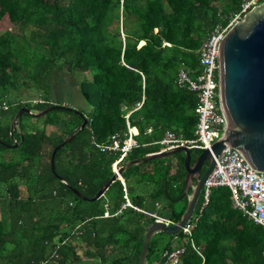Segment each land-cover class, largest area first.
I'll use <instances>...</instances> for the list:
<instances>
[{
    "label": "trees",
    "instance_id": "obj_1",
    "mask_svg": "<svg viewBox=\"0 0 264 264\" xmlns=\"http://www.w3.org/2000/svg\"><path fill=\"white\" fill-rule=\"evenodd\" d=\"M247 1L0 0V101L23 99L26 91L49 101L0 112V141L18 144L0 143V264H139L156 222L148 204L163 198L167 214L159 217L181 220L188 204L186 198L177 202L187 175L184 154L133 166L123 174L125 185L118 180L88 202L51 166L54 149L83 118L66 110L41 118L24 114L13 135L12 123L22 108L40 112L55 104L54 72L89 74L80 88L88 124L58 152L56 169L84 196L95 197L121 155L98 145H110L117 133L127 138L129 113L139 135L126 162L165 152L159 142L168 130L195 138L197 97L178 88V73L183 66L199 71L205 39ZM201 152L194 150L192 163ZM126 193L145 213L123 209ZM202 206L203 196L191 236L153 237L146 264H163L164 254L180 245L186 247L181 264H264V229L233 207L229 188L213 190Z\"/></svg>",
    "mask_w": 264,
    "mask_h": 264
},
{
    "label": "water",
    "instance_id": "obj_2",
    "mask_svg": "<svg viewBox=\"0 0 264 264\" xmlns=\"http://www.w3.org/2000/svg\"><path fill=\"white\" fill-rule=\"evenodd\" d=\"M220 93L221 104L228 118L226 134L214 143L211 150H204L192 164L193 150L188 147H177L162 153L126 162L112 179L97 193L89 198L57 173L56 158L58 152L71 143L77 134L88 124V119L73 106L53 104L51 107L32 112L22 108L15 117L11 134L17 128L19 119L24 115L41 118L56 110L75 112L83 118V124L65 141L59 144L52 153L51 166L54 175L61 180L77 197L84 201L100 200L116 181L133 166L142 165L153 160L173 158L182 153L185 155V188L184 195L188 201L186 211L178 223L167 226L164 222H155L148 227L139 264H146L149 247L153 237L158 233L176 235L182 232L192 220L200 200L205 181L216 167L217 159L228 147L239 149L254 170L264 172V3L245 14L227 34L220 49ZM5 147L16 148L18 144H6ZM207 170L202 174L203 168Z\"/></svg>",
    "mask_w": 264,
    "mask_h": 264
},
{
    "label": "built area",
    "instance_id": "obj_3",
    "mask_svg": "<svg viewBox=\"0 0 264 264\" xmlns=\"http://www.w3.org/2000/svg\"><path fill=\"white\" fill-rule=\"evenodd\" d=\"M259 2L260 0L247 1L242 6L241 12L235 14L227 24L219 23L214 27L200 48L199 71L192 70L187 66L180 69L176 84L179 89L196 95L197 105L194 113L198 118V124L195 130V138L191 140H187L171 130L166 131L159 142L166 148V151L177 147H188L193 151L211 150L214 143L226 134L229 124L221 104L220 49L230 30L244 18L246 13L258 6ZM27 104H49V101L42 96L18 100L6 97L0 101V112H7L13 106H26ZM142 105L143 103L138 104L135 111L139 110ZM130 114L126 117L128 128L126 139L123 140L121 134L117 133L112 136L110 145H98L102 151L121 153L119 160L114 165V172L119 171L121 164L126 162L129 152L138 146L135 137L139 135V130L131 126ZM216 161V167L206 179L202 191V210L209 204L213 190L227 187L231 191L233 207L264 229V172L254 170L242 152L232 147L225 149ZM125 198L126 203L123 204V209L130 207L145 213L132 204L127 193ZM106 216H110V214L107 213ZM155 217L157 222H164L167 226L173 225L171 220ZM190 224L191 222L182 230L188 236L192 235ZM192 245L197 250L194 243ZM185 251L186 247L180 245L172 251L166 252L163 264H181Z\"/></svg>",
    "mask_w": 264,
    "mask_h": 264
},
{
    "label": "rangeland",
    "instance_id": "obj_4",
    "mask_svg": "<svg viewBox=\"0 0 264 264\" xmlns=\"http://www.w3.org/2000/svg\"><path fill=\"white\" fill-rule=\"evenodd\" d=\"M53 76V77H52ZM52 82L55 83V85L58 87L57 88V93H63L62 90H60L59 86H65L66 83H68L69 85L71 84L72 88L75 90V95H73V91L69 88V89H66L64 90V93L62 94L64 96V98H68V97H77V90L79 91L80 89H77L78 87L81 88V83L82 81H84L86 78H89L90 75L89 74H76V73H69L68 71L64 70V71H56L53 73L52 75ZM49 84L51 85V91H50V97H53V91H54V87L52 85V83L50 82V79H49ZM79 85V86H78ZM34 95V96H33ZM35 95H37L36 93L34 92H30V91H26L24 96L26 99H29V98H34ZM79 95V94H78ZM33 96V97H32ZM62 97V96H61ZM82 96L80 95V98ZM23 98V99H25ZM58 100V99H57ZM59 101V100H58ZM72 103V102H71ZM84 101H83V106H79V108L82 109V111H85V112H88V107H87V103L84 105ZM77 108V107H76ZM77 108L79 111L80 109ZM33 112H36V111H33ZM160 202L163 204V205H166L167 204V201L163 198L160 199ZM166 203V204H164ZM160 204V203H159ZM161 205V204H160ZM178 206L181 205V203H178L177 204ZM163 208V207H162ZM162 215H166L167 213L165 211H162Z\"/></svg>",
    "mask_w": 264,
    "mask_h": 264
},
{
    "label": "crops",
    "instance_id": "obj_5",
    "mask_svg": "<svg viewBox=\"0 0 264 264\" xmlns=\"http://www.w3.org/2000/svg\"><path fill=\"white\" fill-rule=\"evenodd\" d=\"M53 77V76H52ZM52 77L50 78V82L52 83L53 87H54V91H53V97H51V100L53 103H57V104H61V105H66V106H73V107H77L79 108V106H83V101L85 102V100L81 97L80 98V90L78 91L77 90V97H68V98H64V96L62 95L64 93V90L66 89H71L73 91V95H75V90L72 88L71 84L69 85L68 83L65 84V86H59L60 90L63 91V93H57V86L55 85V83L52 82ZM79 86V85H78ZM77 89H80L79 87ZM79 94V95H78ZM62 96V97H61ZM59 101H58V100ZM72 102V103H71ZM86 104V102L84 103V105ZM87 107H88V104H86ZM80 111H82L81 108H79ZM138 130V129H137ZM124 185L126 184L123 176L121 177L120 179ZM202 196V194H201ZM161 205H160V204ZM159 203H155V202H151L148 204L149 208L147 209L148 211H151L154 213L155 216H157L158 218H162V217H159V215L161 216L163 213H162V207L164 206L160 201ZM166 204V203H164ZM144 211V210H143ZM146 211V210H145ZM163 216V215H162ZM165 219V218H164Z\"/></svg>",
    "mask_w": 264,
    "mask_h": 264
},
{
    "label": "flooded vegetation",
    "instance_id": "obj_6",
    "mask_svg": "<svg viewBox=\"0 0 264 264\" xmlns=\"http://www.w3.org/2000/svg\"><path fill=\"white\" fill-rule=\"evenodd\" d=\"M193 164V163H192ZM206 170H207V166H205L204 168H203V170H202V174H204L205 172H206Z\"/></svg>",
    "mask_w": 264,
    "mask_h": 264
}]
</instances>
